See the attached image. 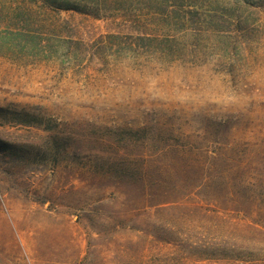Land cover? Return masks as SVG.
<instances>
[{
  "label": "rangeland",
  "instance_id": "1",
  "mask_svg": "<svg viewBox=\"0 0 264 264\" xmlns=\"http://www.w3.org/2000/svg\"><path fill=\"white\" fill-rule=\"evenodd\" d=\"M0 7V264H264V0Z\"/></svg>",
  "mask_w": 264,
  "mask_h": 264
},
{
  "label": "trees",
  "instance_id": "2",
  "mask_svg": "<svg viewBox=\"0 0 264 264\" xmlns=\"http://www.w3.org/2000/svg\"><path fill=\"white\" fill-rule=\"evenodd\" d=\"M38 6L44 10H75L79 12H90V0H35ZM0 7V48L4 49L5 55L16 52H33L39 48L41 41L38 33L31 30V14L16 8L12 15H7ZM21 25V26H20ZM3 27V29H1ZM49 42H47V45ZM50 45V44H49ZM4 108L0 107V111Z\"/></svg>",
  "mask_w": 264,
  "mask_h": 264
}]
</instances>
